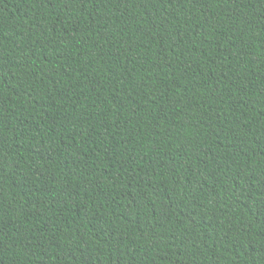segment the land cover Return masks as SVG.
Wrapping results in <instances>:
<instances>
[{"label": "trees", "instance_id": "1", "mask_svg": "<svg viewBox=\"0 0 264 264\" xmlns=\"http://www.w3.org/2000/svg\"><path fill=\"white\" fill-rule=\"evenodd\" d=\"M0 264H264V0H0Z\"/></svg>", "mask_w": 264, "mask_h": 264}]
</instances>
